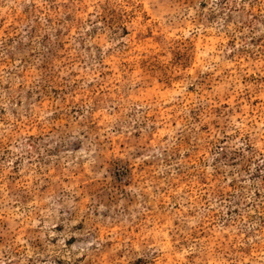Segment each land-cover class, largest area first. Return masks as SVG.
I'll return each instance as SVG.
<instances>
[{
    "label": "rangeland",
    "instance_id": "1",
    "mask_svg": "<svg viewBox=\"0 0 264 264\" xmlns=\"http://www.w3.org/2000/svg\"><path fill=\"white\" fill-rule=\"evenodd\" d=\"M0 264H264V0H0Z\"/></svg>",
    "mask_w": 264,
    "mask_h": 264
}]
</instances>
